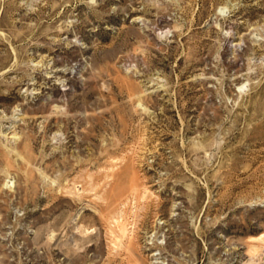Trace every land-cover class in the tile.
<instances>
[{
	"label": "rangeland",
	"instance_id": "1",
	"mask_svg": "<svg viewBox=\"0 0 264 264\" xmlns=\"http://www.w3.org/2000/svg\"><path fill=\"white\" fill-rule=\"evenodd\" d=\"M0 264H264V0H0Z\"/></svg>",
	"mask_w": 264,
	"mask_h": 264
},
{
	"label": "bare ground",
	"instance_id": "2",
	"mask_svg": "<svg viewBox=\"0 0 264 264\" xmlns=\"http://www.w3.org/2000/svg\"><path fill=\"white\" fill-rule=\"evenodd\" d=\"M242 86V85H241Z\"/></svg>",
	"mask_w": 264,
	"mask_h": 264
}]
</instances>
